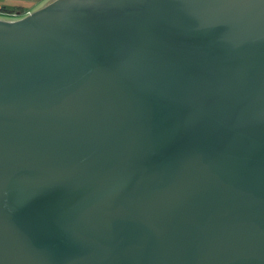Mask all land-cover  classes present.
I'll use <instances>...</instances> for the list:
<instances>
[{"label":"water","instance_id":"obj_1","mask_svg":"<svg viewBox=\"0 0 264 264\" xmlns=\"http://www.w3.org/2000/svg\"><path fill=\"white\" fill-rule=\"evenodd\" d=\"M0 19V264H264V0H52Z\"/></svg>","mask_w":264,"mask_h":264},{"label":"crops","instance_id":"obj_2","mask_svg":"<svg viewBox=\"0 0 264 264\" xmlns=\"http://www.w3.org/2000/svg\"><path fill=\"white\" fill-rule=\"evenodd\" d=\"M52 0H0V5L6 9H12L14 7H19L22 10L21 14H26L47 4ZM7 15L15 16L16 13H3Z\"/></svg>","mask_w":264,"mask_h":264},{"label":"trees","instance_id":"obj_3","mask_svg":"<svg viewBox=\"0 0 264 264\" xmlns=\"http://www.w3.org/2000/svg\"><path fill=\"white\" fill-rule=\"evenodd\" d=\"M1 12H3V13H16V12L22 13V10H20L19 7H14L12 9H6V8L2 7Z\"/></svg>","mask_w":264,"mask_h":264},{"label":"rangeland","instance_id":"obj_4","mask_svg":"<svg viewBox=\"0 0 264 264\" xmlns=\"http://www.w3.org/2000/svg\"><path fill=\"white\" fill-rule=\"evenodd\" d=\"M49 2H47V4H48ZM44 5H46V4H44ZM43 5V6H44ZM42 7V6H41ZM16 18H18L17 16H12V15H7V14H0V19H16Z\"/></svg>","mask_w":264,"mask_h":264},{"label":"built area","instance_id":"obj_5","mask_svg":"<svg viewBox=\"0 0 264 264\" xmlns=\"http://www.w3.org/2000/svg\"><path fill=\"white\" fill-rule=\"evenodd\" d=\"M2 6L0 5V14H3V12H1ZM28 13V12H27Z\"/></svg>","mask_w":264,"mask_h":264}]
</instances>
